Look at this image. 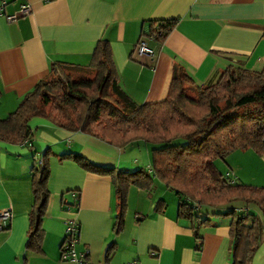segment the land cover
Returning a JSON list of instances; mask_svg holds the SVG:
<instances>
[{"label": "crops", "instance_id": "0c3cea01", "mask_svg": "<svg viewBox=\"0 0 264 264\" xmlns=\"http://www.w3.org/2000/svg\"><path fill=\"white\" fill-rule=\"evenodd\" d=\"M2 1V0H0ZM5 14L30 3L28 14L0 16V116L49 74L55 61L90 63L97 39L107 38L119 85L137 102L165 98L174 68L182 67L197 84L218 78L230 64L259 69L264 62V0H3ZM175 20L162 40L150 25ZM146 38L152 55L140 56ZM30 143L0 139V210L11 218L0 228V264H78L61 259L64 222L80 226L76 249H89L95 264H232L229 218L210 214L212 223L194 228L178 216L174 189L154 178L150 191L131 186L123 224L114 229L118 199L109 174L83 169L63 152L75 151L116 170L150 171V148L143 140L118 147L80 130H67L32 116ZM146 146L142 149L140 145ZM48 148L50 195L42 219L41 247L26 248L32 205L30 171ZM144 154L146 162L139 159ZM225 176L264 185V153L236 149L225 157ZM158 181V182H157ZM163 198V209H153ZM196 229V230H195ZM198 234V235H197ZM251 264H264V240Z\"/></svg>", "mask_w": 264, "mask_h": 264}, {"label": "trees", "instance_id": "16d2710c", "mask_svg": "<svg viewBox=\"0 0 264 264\" xmlns=\"http://www.w3.org/2000/svg\"><path fill=\"white\" fill-rule=\"evenodd\" d=\"M174 24L175 20H168L150 25L152 38L162 40ZM169 83L163 99L137 102L129 97L119 85L109 40L99 38L90 63L53 62L48 76L25 93L12 111L0 116V139L30 143L28 121L40 116L118 147L143 140L150 148V171L116 170L75 151L63 152L59 159H72L83 169L111 175L118 199L115 230L123 224L129 188L136 185L148 192L157 178L174 189L178 216L195 222L194 228L212 223L210 214L227 216L232 264H251L264 240V185L228 179L216 160L236 149L264 153V62L259 69L230 64L218 78L203 84L176 66ZM50 153L46 148L35 157L30 171L33 202L26 248L32 250L41 247L44 232ZM201 204L209 209L201 212ZM165 205L160 198L153 209Z\"/></svg>", "mask_w": 264, "mask_h": 264}, {"label": "built area", "instance_id": "2783aa9c", "mask_svg": "<svg viewBox=\"0 0 264 264\" xmlns=\"http://www.w3.org/2000/svg\"><path fill=\"white\" fill-rule=\"evenodd\" d=\"M4 6L5 2L3 0L0 1V16L5 15L9 20H14L19 14H28L31 9L30 3L27 2L26 4H21L15 13L5 14ZM135 47L140 56L152 55L154 53L153 48L148 45L146 38L138 40ZM11 216L10 210H0V228H5L6 220L10 219ZM64 225V240L60 249L61 259L72 260L78 264H95L89 259V249H76V244L80 240V226L78 222L75 219H66ZM126 264L143 263L140 260L132 259L126 262Z\"/></svg>", "mask_w": 264, "mask_h": 264}, {"label": "rangeland", "instance_id": "374dc122", "mask_svg": "<svg viewBox=\"0 0 264 264\" xmlns=\"http://www.w3.org/2000/svg\"><path fill=\"white\" fill-rule=\"evenodd\" d=\"M140 147L142 148V149H145V147L146 146H143V143H142V145H140ZM150 156V155H149ZM139 159L143 162V163H145L146 162V158L144 157V154H143V152L142 153H140L139 154ZM225 157L224 158H222V159H218V160H216V163H217V166H218V168H220V170L221 171H225L226 169L224 168V166L226 165V162H225ZM147 163H145V168L144 169H146L147 167V165H146ZM158 182V181H157ZM240 182V181H239ZM252 184V183H251ZM255 185V184H254ZM174 194H176V193H174ZM177 196V195H176ZM200 211L201 212H206V210H208L209 209V207H206L205 205H203V204H201L200 206ZM206 215V213H203V216H205ZM208 215H209V213H208ZM209 217V216H208Z\"/></svg>", "mask_w": 264, "mask_h": 264}]
</instances>
